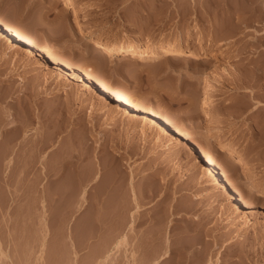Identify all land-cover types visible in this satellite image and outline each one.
Instances as JSON below:
<instances>
[{"label": "rangeland", "instance_id": "rangeland-1", "mask_svg": "<svg viewBox=\"0 0 264 264\" xmlns=\"http://www.w3.org/2000/svg\"><path fill=\"white\" fill-rule=\"evenodd\" d=\"M0 22L33 52L0 35V264H172L181 244L264 264V0H0ZM175 51L187 61L167 63ZM211 159L235 187L207 176Z\"/></svg>", "mask_w": 264, "mask_h": 264}, {"label": "bare ground", "instance_id": "bare-ground-1", "mask_svg": "<svg viewBox=\"0 0 264 264\" xmlns=\"http://www.w3.org/2000/svg\"><path fill=\"white\" fill-rule=\"evenodd\" d=\"M55 1H59V2H63L64 3V5H66L67 6V4L68 3H70L71 2V0H55ZM0 35H5V36H7V37H9L12 41H13V43H14V45H16L15 46V48L17 47V52H14V54H19V53H23V54H25V55H31V53H33L31 50H30V48H29V46H28V44H27V40L25 39V36H24V34H22L19 30H16L15 28H12V27H9V26H7V25H5L3 22H0ZM140 45H141V43H137V44H130L129 46H127V48L125 49V51L123 52V58H132L135 54H138V52L136 51V48L137 47H140ZM50 46H48V47H46V45L44 46V47H42L41 49H42V51H45V53L47 52L48 54H50L49 56L50 57H52V60H54V61H57V62H59L60 64L62 63L63 65H65L66 67H67V69H68V71H69V73H71V74H79V75H81V77H83V79L85 78H87V79H89V80H93V81H97L96 83H98L99 84V86H101V88H103L104 89V91H105V93H108L109 95H111L112 97H114L115 99H117V101H119L121 104H123L124 106H126V108H129L131 111H134V112H143V113H150L149 115H150V117L151 118H153V120L155 121V122H163L164 123V125L166 124V125H169L170 127L172 126L175 130H176V127H175V125L172 123V121L171 120H169L168 118L166 119L165 117H163L162 115H161V113H158L157 111H154V110H144L143 108H141V106H140V104H138L137 103V101H134L130 96H128L127 94H125V93H123L122 91H119V90H117V89H115L114 87H112V85L110 84V83H108L107 81H105V79H102V78H100L99 77V74H98V72L95 70V69H93V68H86L84 65H76V64H74L72 61H70V59L68 60V59H65V58H63V56H62V58L59 56V55H56L53 51L54 50H52L51 49V47L49 48ZM104 50H102L100 47H97V46H93V47H90L89 49H88V54L89 55H94V56H100V55H103L104 54V52H103ZM178 51H180V50H178ZM176 52V51H175ZM8 55V54H7ZM9 57V56H8ZM187 58L188 57H186V56H184L183 54H180L179 52H176V54H173L172 55V57H170L167 61V63H169V64H177V63H179V62H181V61H187ZM9 59V58H8ZM188 60H190V58L188 59ZM196 63V62H195ZM197 64V63H196ZM195 65V64H194ZM199 65V63L196 65V66H198ZM226 70V69H225ZM241 70V69H240ZM239 71V70H238ZM55 72V71H54ZM228 72V71H227ZM52 73V72H51ZM67 73V72H66ZM69 73H67V74H69ZM57 74V73H56ZM66 74V75H67ZM65 75V74H64ZM70 75V74H69ZM68 75V76H69ZM230 75V74H229ZM64 77L65 76H63L62 75V73L60 74V72H58V74L56 75V78H57V80H58V82H55L56 84H57V87H59L62 83L64 84V82H63V80H65L64 79ZM70 77V76H69ZM54 78L55 77H52V78H50L51 80L53 79V81H57V80H54ZM55 78V79H56ZM47 80V84H46V86L45 87H47L46 88V91L48 90V89H50L49 88V85H51L52 84V82L53 81H51V80ZM46 81V80H45ZM67 81V80H66ZM45 83V82H44ZM56 84H55V87H56ZM63 84H62V86H63ZM89 86V85H88ZM61 87V86H60ZM59 87V88H60ZM59 88H57V89H59ZM45 89V88H44ZM54 89H56V88H54ZM45 91V90H44ZM57 93H59L58 91H57ZM25 92L22 90L21 91V94L20 95H18L17 96V99L18 98H20V97H22L21 98V100L19 101V102H21V104L23 103V104H25V105H27L28 106V104H29V102H31L32 100H31V96H30V100H29V98H27V96H25ZM25 96V97H24ZM36 96H38V94L36 95ZM35 98V97H34ZM20 104V103H19ZM1 105V104H0ZM21 106H23V105H21ZM27 106H25V107H27ZM24 107V108H25ZM30 108V107H29ZM148 111V112H147ZM133 112V114H135ZM131 114V113H130ZM137 115V114H136ZM139 115H141V114H139ZM148 115V116H149ZM131 116V115H130ZM134 116V115H133ZM133 116H132V118H133ZM142 116V115H141ZM140 116V117H141ZM144 116V115H143ZM142 116V118H144ZM146 116H147V114H146ZM145 116V117H146ZM139 117V116H138ZM30 118V117H29ZM131 118V117H130ZM137 118V117H136ZM136 118L134 119L133 118V120H136ZM12 119V118H11ZM26 119V118H25ZM146 119H147V117H146ZM14 120V119H13ZM32 121V120H31ZM31 121H25V122H28V123H30ZM9 123H14L12 120L10 121V119H9V121H8ZM17 122V121H16ZM15 122V123H16ZM23 122H24V120H23ZM23 122H21V124H24ZM162 123V124H163ZM20 124V123H19ZM25 124H27V123H25ZM25 124L23 125V126H25ZM160 124V123H159ZM12 125H14V124H12ZM167 129V128H166ZM40 140V139H39ZM130 146V145H129ZM129 149H131V147L129 148ZM208 155V154H207ZM209 156V155H208ZM224 158L226 157L227 158V156L226 155H224L223 156ZM206 169H205V172L207 173V176L210 178V179H213V178H216V177H218V178H220L221 180H223L224 182H225V184H227L228 186H231V187H235V183L232 181V176L228 173V171L224 168V167H222L221 165H216L215 163H214V161H213V159H211L210 160V166H208V167H205ZM217 181V180H216ZM155 194V193H154ZM233 194L236 196V197H239V200L243 203V205H244V207L245 208H247V207H249V205L247 204V202H246V200L244 199V196H243V194H242V192L240 191V190H238V189H236V188H234V192H233ZM154 197V195H151V194H149L148 196H147V198H148V201L150 200V199H153V197ZM137 201V200H136ZM138 202V201H137ZM162 202V201H161ZM159 204L161 205V203L159 202ZM139 205V204H138ZM189 207V206H188ZM190 207H192V206H190ZM190 207H189V209H190ZM140 208V207H139ZM183 209V208H182ZM186 208L184 207V209L183 210H180V211H176V214H178V213H180V212H187V210L190 212V210L187 208L186 210H185ZM194 209V207L191 209V211ZM232 209V208H231ZM195 210V209H194ZM246 210V209H245ZM227 211H230L227 207H225L224 208V210L222 211L223 212V215H225L226 213H227ZM234 211V210H233ZM166 212V211H165ZM168 212V211H167ZM189 212H187V213H189ZM164 213V212H163ZM163 213H162V215L160 216V217H158L159 219H157L158 221H164V215H163ZM193 213V212H192ZM195 213V212H194ZM232 213V212H231ZM246 213H248V212H246ZM245 213V214H246ZM141 215H143V214H141ZM141 215H140V217H141ZM249 215V214H248ZM166 216V215H165ZM136 217V216H135ZM139 217V218H140ZM150 217H153V216H150ZM223 217V216H222ZM138 218V217H137ZM136 218V219H137ZM142 218V217H141ZM149 218V217H148ZM143 219V220H142ZM142 219H140V220H138V221H144V218H142ZM146 219H147V217H146ZM150 219V218H149ZM154 218H152V220H153ZM156 219V218H155ZM151 220V219H150ZM135 221V220H134ZM148 221V220H147ZM201 221H210V217L208 216V217H206V218H204V217H201ZM155 238V237H154ZM150 240L149 241H151V238H149ZM153 241V240H152ZM151 241V243L153 244V242ZM123 243V242H122ZM157 243V242H156ZM194 243V242H193ZM192 243V244H193ZM195 244V243H194ZM210 245V244H209ZM138 246V245H137ZM150 246H151V244H150ZM178 246V245H177ZM176 246V247H177ZM208 246V245H207ZM206 246V248H204V247H196L195 246V248H194V245H182L181 244V246H179V247H177V248H175L174 250H172L170 253H167V255H166V257H164V259L166 260V259H168L169 261H171V262H173L174 264H196V263H198V264H206V258H208L207 257V254H208V252H210L211 250H209V248ZM153 247V246H152ZM159 248V247H158ZM167 248V247H166ZM204 248V249H203ZM138 249V248H137ZM154 249V248H153ZM165 249V248H164ZM170 249V248H169ZM172 249V248H171ZM143 250V249H142ZM162 250V249H161ZM138 251L140 252V250L138 249ZM137 251V252H138ZM138 252V253H139ZM155 254H156V252H154ZM160 253H161V251H160ZM164 253V252H163ZM166 253V252H165ZM154 254V255H155ZM140 256V255H139ZM158 258H159V256H158ZM152 259H154L153 257H152ZM163 259V260H164ZM150 260V259H149ZM162 260V261H163ZM167 260V261H168ZM139 261V260H138ZM140 261H142L141 259H140ZM145 261V260H144ZM147 261V260H146ZM198 261V262H197ZM149 262V261H148ZM210 262V261H209ZM141 262H139V264H140ZM155 263H157V262H155ZM172 263V264H173ZM158 264V263H157ZM211 264V263H210ZM245 264H247V263H245Z\"/></svg>", "mask_w": 264, "mask_h": 264}]
</instances>
